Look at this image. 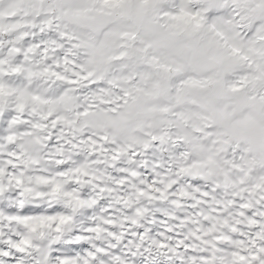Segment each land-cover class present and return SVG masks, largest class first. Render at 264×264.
I'll list each match as a JSON object with an SVG mask.
<instances>
[{"label": "snow or ice", "instance_id": "obj_1", "mask_svg": "<svg viewBox=\"0 0 264 264\" xmlns=\"http://www.w3.org/2000/svg\"><path fill=\"white\" fill-rule=\"evenodd\" d=\"M0 264H264V0H0Z\"/></svg>", "mask_w": 264, "mask_h": 264}]
</instances>
